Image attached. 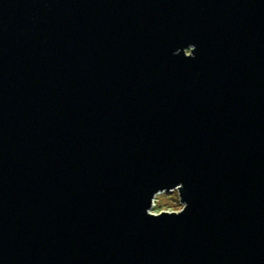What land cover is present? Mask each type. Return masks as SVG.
I'll list each match as a JSON object with an SVG mask.
<instances>
[{
    "label": "water",
    "instance_id": "95a60500",
    "mask_svg": "<svg viewBox=\"0 0 264 264\" xmlns=\"http://www.w3.org/2000/svg\"><path fill=\"white\" fill-rule=\"evenodd\" d=\"M0 264H264V0H0Z\"/></svg>",
    "mask_w": 264,
    "mask_h": 264
},
{
    "label": "rangeland",
    "instance_id": "374dc122",
    "mask_svg": "<svg viewBox=\"0 0 264 264\" xmlns=\"http://www.w3.org/2000/svg\"><path fill=\"white\" fill-rule=\"evenodd\" d=\"M188 53V51H186ZM183 204L178 200L177 191L172 190L167 193H157L153 198V205L148 210L151 214L157 215L161 212H179Z\"/></svg>",
    "mask_w": 264,
    "mask_h": 264
},
{
    "label": "built area",
    "instance_id": "2783aa9c",
    "mask_svg": "<svg viewBox=\"0 0 264 264\" xmlns=\"http://www.w3.org/2000/svg\"><path fill=\"white\" fill-rule=\"evenodd\" d=\"M153 205V200H152V204H151V206Z\"/></svg>",
    "mask_w": 264,
    "mask_h": 264
}]
</instances>
